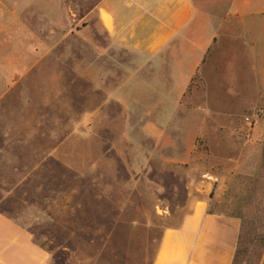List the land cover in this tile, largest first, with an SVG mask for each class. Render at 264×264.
Segmentation results:
<instances>
[{
    "label": "rangeland",
    "instance_id": "rangeland-1",
    "mask_svg": "<svg viewBox=\"0 0 264 264\" xmlns=\"http://www.w3.org/2000/svg\"><path fill=\"white\" fill-rule=\"evenodd\" d=\"M195 2L218 22L206 66L221 85L210 95L194 77L174 119L154 120L143 103L105 102L104 87L73 71L57 47L48 58L12 57L18 69L0 71V210L52 264H151L164 228L177 225L204 188L213 210L241 221L233 264H264V81L250 71L236 19L264 0ZM74 8L65 9L71 26ZM17 40L40 50V40ZM88 48L81 41L80 51ZM240 54L247 63L235 66ZM257 108L263 114L245 121Z\"/></svg>",
    "mask_w": 264,
    "mask_h": 264
},
{
    "label": "crops",
    "instance_id": "crops-1",
    "mask_svg": "<svg viewBox=\"0 0 264 264\" xmlns=\"http://www.w3.org/2000/svg\"><path fill=\"white\" fill-rule=\"evenodd\" d=\"M195 1L89 0L83 5V0H0V44L6 39L11 42L5 44L10 47L0 48V71L18 69L12 57L48 58L57 47L56 56L72 57L73 71L85 72L95 85L104 87L105 102L143 103L145 108L140 111L153 114L154 120L174 119L177 104L194 77L202 78L201 87L210 95L221 85L206 66L217 45L218 22ZM70 3L75 6L74 16L78 11L73 26L66 18ZM81 6L86 8L82 12L78 10ZM252 8L254 15L236 17L244 30L239 40L247 47L250 71L261 73L264 81V3ZM17 39L40 40L39 52L32 45L25 50L22 45L26 44ZM66 40L72 43L63 45ZM81 41L88 44L86 54L80 51ZM120 53L132 59L126 62ZM7 54L8 58H2ZM245 55L236 56L235 66L247 63ZM126 69L134 74L122 75ZM157 127L162 130L161 122ZM204 182L207 185L211 179ZM207 192L204 188L192 197L188 212L177 225L164 228L151 264L234 263L241 221L236 215L213 210ZM0 264H52L49 253L34 242L30 232L1 210Z\"/></svg>",
    "mask_w": 264,
    "mask_h": 264
},
{
    "label": "built area",
    "instance_id": "built-area-1",
    "mask_svg": "<svg viewBox=\"0 0 264 264\" xmlns=\"http://www.w3.org/2000/svg\"><path fill=\"white\" fill-rule=\"evenodd\" d=\"M263 114V109L259 108L256 111L245 117V121L252 122L254 119L258 118Z\"/></svg>",
    "mask_w": 264,
    "mask_h": 264
},
{
    "label": "trees",
    "instance_id": "trees-1",
    "mask_svg": "<svg viewBox=\"0 0 264 264\" xmlns=\"http://www.w3.org/2000/svg\"><path fill=\"white\" fill-rule=\"evenodd\" d=\"M239 236H240V234H239ZM239 240V239H238ZM157 247H158V245H157ZM157 249V248H156ZM236 252H237V250H236ZM235 258H236V253H235V257H234V261H235Z\"/></svg>",
    "mask_w": 264,
    "mask_h": 264
}]
</instances>
